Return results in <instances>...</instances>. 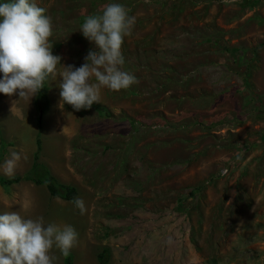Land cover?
Listing matches in <instances>:
<instances>
[{
	"label": "rangeland",
	"instance_id": "obj_1",
	"mask_svg": "<svg viewBox=\"0 0 264 264\" xmlns=\"http://www.w3.org/2000/svg\"><path fill=\"white\" fill-rule=\"evenodd\" d=\"M33 2L52 18L61 57L46 81L40 161L75 182L87 211L24 181L0 186V215L73 226L74 264H99L103 247L107 264H264V0ZM108 3L135 17L121 51L138 83L102 87L77 112L61 100L60 74L96 50L80 27ZM18 91L0 93V165L16 152L22 175L38 126L35 95ZM50 255L63 264L55 245Z\"/></svg>",
	"mask_w": 264,
	"mask_h": 264
},
{
	"label": "clouds",
	"instance_id": "obj_2",
	"mask_svg": "<svg viewBox=\"0 0 264 264\" xmlns=\"http://www.w3.org/2000/svg\"><path fill=\"white\" fill-rule=\"evenodd\" d=\"M147 2V0H146ZM224 3L235 0H223ZM120 3H108L100 14L89 15L80 27L83 36L96 46L79 67L64 66L60 74V97L75 111L90 109L99 103L101 88L118 92L138 83L124 71L121 47L131 34L135 17ZM46 9L33 0H8L0 3V93L21 98L36 95L47 77L56 73L61 57L53 55L49 38L53 32L52 18ZM95 83H92V78ZM20 156L13 152L0 168L14 175ZM74 206L84 215L82 198H74ZM78 232L71 225L45 224L43 217L24 218L19 212L0 215V264H53L50 255L55 245L63 254L75 246Z\"/></svg>",
	"mask_w": 264,
	"mask_h": 264
},
{
	"label": "trees",
	"instance_id": "obj_3",
	"mask_svg": "<svg viewBox=\"0 0 264 264\" xmlns=\"http://www.w3.org/2000/svg\"><path fill=\"white\" fill-rule=\"evenodd\" d=\"M44 82L43 88L36 94L34 99V107L37 112V126L38 131L35 139V150L33 152L32 164L30 168L22 175L15 174L11 177L0 176V186L9 187L18 184L22 181H30L36 185H44L51 197L60 198L62 200L70 201L74 204V198L77 197V189L75 186L60 182L49 170V168L39 161L40 151L42 149V142L40 138V128L43 115L46 113L49 98L48 85ZM5 143L0 145V159L3 156ZM64 264H73V256L71 252L67 255L61 252ZM109 251L105 247L97 254V261L99 264H107Z\"/></svg>",
	"mask_w": 264,
	"mask_h": 264
},
{
	"label": "crops",
	"instance_id": "obj_4",
	"mask_svg": "<svg viewBox=\"0 0 264 264\" xmlns=\"http://www.w3.org/2000/svg\"><path fill=\"white\" fill-rule=\"evenodd\" d=\"M49 89V88H48ZM36 96V95H35ZM48 97H50L49 96V93H48ZM41 151H42V149H41ZM41 151H40V153H41ZM61 156V154L59 153V154H55L54 155V159H55V161H57L58 159H59V157ZM30 158H31V164H32V158H33V152H32V154H30ZM39 161H40V155H39ZM41 162V161H40ZM43 163V162H42ZM31 164H30V166H31ZM43 164H45V163H43ZM47 164V165H46ZM45 165L49 168V165L51 166V164H48V163H46ZM53 165H54V162H53ZM30 168V167H29ZM49 170H50V168H49ZM51 171V170H50ZM51 173L54 175V173L51 171ZM55 176V175H54ZM56 177V176H55ZM57 178V177H56ZM65 181H68V180H65ZM22 182H24V181H22ZM60 182H62V181H60ZM62 183H65V184H69V185H72V186H77L76 184H75V182H62ZM36 185V184H35ZM44 186V185H43ZM46 188V187H45ZM77 189V188H76ZM46 190H47V188H46ZM47 192H48V190H47ZM49 193V192H48ZM53 198H55V197H53ZM58 199H60V198H58ZM62 200V199H61ZM64 201H66V200H64ZM70 202V201H69ZM70 252V251H69ZM60 254H61V251H60ZM72 254V253H71ZM62 256V255H61ZM73 256V255H72ZM62 263L64 264V262H63V257H62ZM73 264H74V260H73Z\"/></svg>",
	"mask_w": 264,
	"mask_h": 264
},
{
	"label": "built area",
	"instance_id": "obj_5",
	"mask_svg": "<svg viewBox=\"0 0 264 264\" xmlns=\"http://www.w3.org/2000/svg\"><path fill=\"white\" fill-rule=\"evenodd\" d=\"M222 173H225V171H222Z\"/></svg>",
	"mask_w": 264,
	"mask_h": 264
}]
</instances>
